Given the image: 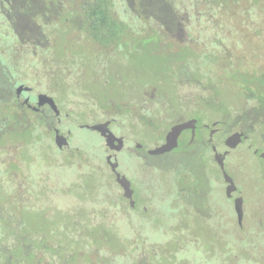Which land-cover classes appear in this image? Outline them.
Wrapping results in <instances>:
<instances>
[{"label":"rangeland","instance_id":"obj_1","mask_svg":"<svg viewBox=\"0 0 264 264\" xmlns=\"http://www.w3.org/2000/svg\"><path fill=\"white\" fill-rule=\"evenodd\" d=\"M195 1L176 3L192 14ZM260 1L229 0L227 13L214 11L227 23L219 24L212 12L200 21L192 16L185 28L189 41L184 42L149 30L125 37L118 48H93L88 42L57 36V29L49 47L63 64L55 72L44 66L40 71L27 69L13 57L0 56L3 72L12 63L21 82L44 87L77 123L114 120L111 127L130 147L118 153L119 171L132 179L146 209L130 210L110 169L97 173L96 158L72 182L76 163L71 162L80 155L58 152L49 142V131L33 128L29 123L33 114L14 100L0 103L15 128L8 139L21 142L15 158L17 176L25 183L22 189L28 187L24 174L38 172L34 201L25 196L20 203L16 196L24 192L10 191L9 196L0 192V203L11 210L1 216L0 264H264V156L253 153L264 151ZM250 2L256 5L251 10L254 16L248 11ZM187 69L194 81L184 79ZM38 72L43 76H36ZM189 117L198 120L201 134L208 130L204 124L210 127L216 121L223 129L220 139L232 128L248 132L249 140L229 151L224 166L243 200L240 221L232 199L224 194L209 146L187 145L185 130L178 147L167 153L133 150L135 143L144 151L163 143L170 126ZM68 126L77 146L96 152L90 157H102L97 131Z\"/></svg>","mask_w":264,"mask_h":264},{"label":"trees","instance_id":"obj_2","mask_svg":"<svg viewBox=\"0 0 264 264\" xmlns=\"http://www.w3.org/2000/svg\"><path fill=\"white\" fill-rule=\"evenodd\" d=\"M222 1L224 4L219 0H197L191 14L184 12L185 9L180 8L176 0H0V42L24 46L14 49L9 46L8 49L18 55L16 58L25 63L27 69L39 67L40 70L44 66L55 72L63 64L49 47L57 29H60L57 36L62 34L75 42H88L93 48H118L124 45L125 37L149 30L159 35L165 32L167 38L184 42L189 41L185 28L188 21L193 20L192 16L200 21L202 17H210V13L217 9L221 15L228 12L225 5L229 0ZM259 3L263 4L264 0ZM255 7L250 2L248 11L252 16L254 13L251 10ZM220 13H214L215 17H219L218 23L223 20L227 23ZM27 47H32L31 53L26 51ZM204 55L205 60L206 51ZM11 66L8 69L10 72H18L16 66L12 63ZM56 75L62 79L60 73ZM36 76L43 75L38 72Z\"/></svg>","mask_w":264,"mask_h":264},{"label":"flooded vegetation","instance_id":"obj_3","mask_svg":"<svg viewBox=\"0 0 264 264\" xmlns=\"http://www.w3.org/2000/svg\"><path fill=\"white\" fill-rule=\"evenodd\" d=\"M9 46H12L11 49L23 48L24 46H22V45H8L6 43L0 42V56L9 57V58L13 57L17 61L18 59L16 57H18V55L11 53L10 52L11 49H8ZM26 51L28 53H31L32 47H27ZM32 55H34V54H32ZM193 57L196 58V55L194 54ZM193 57L191 56L192 59H193ZM2 68H3V64L0 62V103L6 104V103L10 102L11 100H14L18 106L20 105L21 107H24V109L26 108L27 110H29L33 114L34 119L32 121H29V123H31L33 128L35 127L37 130H40V131H41V129L49 131V133H48L49 138H50L49 142L53 144L54 148H56L58 150V152H64V151H70L71 152L72 151V153H77L80 155L78 159L73 160L71 162L72 164L73 163H76V164L72 165L71 170L73 171L72 172L73 177L72 178L70 177L69 179L72 180V182H76V179L78 178L79 174H81L83 171H86V169H89V167H87L88 163H91V161L96 162L94 160L96 158V160H97V165H96L97 173L100 174L103 170H105L107 168L110 169L111 175L114 178V179H112V181L116 183L118 189L121 191L119 193L120 196L128 202V206L130 207V210L140 211V213L145 212L146 211L145 207L139 203L138 193L136 194V192H135L132 179H130L128 177V175L121 173L119 171V162H118L119 154L118 153L121 152L124 148H130V147L126 145V138L123 135H117L118 133H116L113 130V128L111 127V122H113L114 120L112 118H110V119L100 120V121H97L94 123L107 122V127L109 128V130H111V132H113L116 136H120L123 139L122 147L118 148V149L117 148H112V149L109 148L108 146H106L105 141H104V137L100 134V132L96 129H91V130L97 131V133L99 134V136L101 138V143L103 145V154H102V157H99V155L96 156L97 154H95L96 157H90L92 149L89 147L83 149V148H80L79 146H77L75 133L73 132V129L68 126V123H72L74 126L86 127L88 129H90L88 127V125H84V123H80V122L77 123L76 122L77 119L75 117L74 118L71 117L69 112L63 113L62 109H60L58 107L59 103H56L54 96L50 92H46V90H44V87H40V89H38L34 85H27L24 82H21L22 80L20 81L18 78L15 77V75L17 74L16 71L10 72L9 70H4V72H3ZM197 69H199V66L196 67V70ZM5 75H7V76H5ZM183 77L187 81H194V78L191 76V71L189 69L184 71ZM17 80H19V81H17ZM19 85H22V88H21V90L17 91V88ZM44 95L52 98L53 103L55 104V107L57 108V110H55V108L52 106V103H50L49 100L46 99L45 98L46 96H44ZM5 113H6L5 107H2V105L0 104V192H1V194H3V196H9L8 194L11 193L10 191L24 192L25 193L24 195L17 194V196H16L18 201L23 204V200H25V196L27 197V200H29V198H30L31 200L33 199V201L35 200V198L37 196L35 194V192H33V185H34V180H35L38 172L35 175H33L34 171L32 173L29 172L27 174L26 173L24 174L27 177L26 179H27L28 183L26 182V184L28 187L26 189H24V188L22 189V187L25 185V183H23L22 181H19V178H18L17 172H16V170L18 169V166L16 164L17 160L15 158L17 156V154L19 153V151L21 150V142L14 140L13 138L8 139L9 134H11L15 130V128L8 124V122L10 120L5 116ZM192 119L195 121L191 122L188 127L181 130V132L178 135V138L180 137L181 133L185 130L187 133V139H186L187 145L195 146V143H198V144L200 143V145L209 146L210 151L212 152V159L215 162V164H217V167L220 169L221 176H222L224 184H225L224 194L226 195V197L232 199L233 206H234L235 199L240 197L241 195L236 194V193H239L237 186H236L235 190H233L231 192V194H229V195L226 194V186H227L228 182H226V180L223 177V172L221 170V167H220L218 161L215 158V155L216 154L219 155L220 159L222 160L223 166H225V162H226V159L228 158L229 151L231 149L241 145L242 143H244V141L249 140V135L247 134L248 132L245 131L244 128H241V127H238V128L236 127V128L230 129L228 131L230 133L242 132L243 135L241 136V139L236 142L235 146L229 147L226 145L225 139L230 133L226 132L223 135L222 139H220L218 135H220V133L223 132V129L216 126V124H217L216 121L212 122V126H210V127H208L207 124H204L202 127H204L206 130L208 128V130H207V132L205 131L202 134L200 133V130L198 129L200 126V123H198V120H196L193 117H189L185 120L178 121L176 123L184 122V121H188V120H192ZM94 123H92V124H94ZM176 123H174V124H176ZM174 124H172V125H174ZM167 131L164 134V140H165V136H166ZM50 134H51V136H50ZM56 137H58V140H56ZM31 146L34 147V145H31ZM177 147H178V139H177V146H175L171 150L176 149ZM248 147L249 148L251 147V143H248ZM148 149H146L144 151V147L140 143H135L134 148H133V150H135V151H143L146 153H148L147 152ZM171 150H169V151H171ZM169 151H167V152H169ZM93 152H95V151H93ZM167 152H165V153H167ZM253 153L261 156L259 154L260 152L257 153L256 149L254 150ZM149 155H152V154H149ZM156 155H159V154H156ZM114 162L117 163L115 165V168H116V171L119 172V175L125 176L130 183V187L132 188V191H133L132 202H131V199L124 196L123 188L120 185V183L117 181L116 171H114L112 169V164ZM71 163L66 164V166H69ZM69 167H71V166H69ZM65 170H67V169L65 168ZM22 174H23V172H22ZM230 177L233 180V182L235 183L232 176H230ZM30 180H31V182H30ZM66 183H69V181H67ZM235 185H236V183H235ZM56 186H54V188ZM27 205H28V203H27ZM242 206H243V201H242ZM108 207L109 206H105L104 208L108 210ZM6 210H7V212L11 211L10 208L7 206V204L0 203V227H2L4 225V221L1 220V216L3 214H6ZM12 213L13 212H11L9 214H12ZM134 218H135V214L133 216V219ZM14 224H18V220H17V222L14 221ZM3 237H4L3 232L0 231V238L2 240H4ZM0 258L3 259V257H1V256H0Z\"/></svg>","mask_w":264,"mask_h":264},{"label":"water","instance_id":"obj_4","mask_svg":"<svg viewBox=\"0 0 264 264\" xmlns=\"http://www.w3.org/2000/svg\"><path fill=\"white\" fill-rule=\"evenodd\" d=\"M21 88H22V85H19L17 88V91L21 90ZM44 96H46V95H44ZM45 98L48 99L49 102L52 103V106L55 108V110H57V108L55 107V104L53 103L52 98L49 96H46ZM194 121L195 120L192 119V120L179 122V123L172 125L166 133L164 142L155 146L154 148H149L147 150V152L149 154L156 155V154H163V153L171 150L172 148L177 146V139H178V135L181 132V130L188 127L189 124L191 122H194ZM88 127L90 129L98 130L100 132V134L104 137V141H105L106 146H108L109 148H111V149L117 148L118 149V148L122 147L123 139L120 136H116L113 132H111V130H109V128L107 127V122L94 123V124L88 125ZM242 135H243L242 132L230 133L225 139L226 145L229 147L235 146L236 142L241 139ZM56 140H58V137H56ZM261 156H264V151L261 153ZM215 158L221 167L224 179L226 180V182H228V184L226 186V194L229 195V194H231V192L233 190H235L236 185L233 182V180L231 179V177L225 171L222 160L220 159L218 154L215 155ZM116 164H117L116 162H114L112 164V169L114 171H116V168H115ZM116 175H117V181L120 183V185L123 188L124 196L131 199V202H132L133 191H132V188L130 187V183H129L128 179L125 176H120L119 172H117V171H116ZM242 201H243L242 197H238L234 201V209H235V212L237 214L239 221L242 217Z\"/></svg>","mask_w":264,"mask_h":264}]
</instances>
